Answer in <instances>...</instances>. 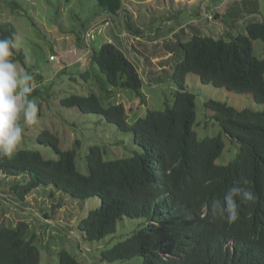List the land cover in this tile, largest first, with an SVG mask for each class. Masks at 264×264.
<instances>
[{
  "label": "trees",
  "instance_id": "16d2710c",
  "mask_svg": "<svg viewBox=\"0 0 264 264\" xmlns=\"http://www.w3.org/2000/svg\"><path fill=\"white\" fill-rule=\"evenodd\" d=\"M95 1L100 9L96 15L123 10V0ZM241 1L245 6L252 3L250 10L258 9L256 0ZM214 16L220 17L219 12ZM17 34L12 23H0V39L15 41ZM254 40L264 41V22H247L244 33L229 40L197 33L179 40L180 58L173 66L162 64L155 76L156 81L174 83L173 98L165 100L162 109H147L131 123L125 99L135 97L141 99L139 104L146 103L144 80L116 42L93 46L84 69L71 76L81 79L87 93H71L59 102L83 114L102 116L121 134L130 135L132 147L122 156H110L99 143L80 150V140L65 146L56 132L43 128L37 140L56 157L29 148L16 150L11 158L0 157L3 177H21L9 190L23 201L34 189L51 186L78 200L81 208L95 197L99 205L87 210L77 224L88 242L113 234L120 219H129L130 233L102 248V261L138 257L137 264H264V109L238 110L207 98L204 119L197 121L196 95L185 89L186 75L193 72L205 83L248 92L264 103V57L254 53ZM37 93L36 89L32 94ZM196 123L217 125L218 132L198 138ZM228 143L235 145V154L218 162ZM236 182L251 190L256 200L238 201L239 217L234 223H228L226 215L213 217L211 201L222 200ZM57 204L46 208L51 215L45 217H61L55 211ZM57 259V264H83L64 248ZM40 260L39 240L29 221L19 219L10 225L2 220L0 264H40Z\"/></svg>",
  "mask_w": 264,
  "mask_h": 264
},
{
  "label": "rangeland",
  "instance_id": "374dc122",
  "mask_svg": "<svg viewBox=\"0 0 264 264\" xmlns=\"http://www.w3.org/2000/svg\"><path fill=\"white\" fill-rule=\"evenodd\" d=\"M256 1L258 9L253 11L250 10L252 3L245 6L241 0H123L120 13L96 15L100 9L95 0H0V23L10 22L18 32L17 47L10 59L18 70L33 75L38 91L30 97L38 106L37 123L24 125L21 113L19 122L24 128L23 139L16 150L38 149L46 157H56L49 146L41 145L37 140L40 130L48 128L57 133L60 143L65 146L73 145L78 139L80 150L99 143L109 150L110 156L128 153V148L132 147L130 135L121 134L100 115L83 114L77 108L65 107L59 102L71 93H87L81 79L74 80L71 76L84 69L89 50L111 40L138 68L144 80L146 103L139 104L141 99L135 97L124 100L128 122L131 123L136 116H143L147 109H162L164 101L173 98L174 83L156 81L155 76L161 71L162 64L173 66L180 58L179 40L185 41L194 33L229 40L244 33L247 22H264V0ZM235 2L238 6H234ZM14 3L15 9L12 8ZM216 9L220 17L214 16ZM210 12L213 17L209 20ZM84 23L87 26L82 36ZM87 32L93 37H87ZM80 33L81 39L77 36ZM253 51L264 57V41L254 40ZM185 89L196 95L197 121L204 119L203 101L207 98L227 102L238 110L264 109V103L254 100L252 94L205 83L193 72L186 75ZM194 129L198 138L214 136L218 132V126L213 124L196 123ZM120 139L124 141L119 142ZM234 146L228 143L218 162L228 161L235 154ZM20 179L19 176L5 178L0 172V222L6 220L13 225L19 219L29 221L39 240L40 264H57L58 251L62 248L83 264L139 263L138 257L118 261L99 258L102 248H110L130 233L129 219H120L113 234L98 241H85L77 224L87 210L99 205L95 197L88 199L81 208L78 200L64 192L51 186H40L20 201L9 190V185ZM57 203L60 206L55 211L61 217L54 220L45 217V214L51 215L46 208Z\"/></svg>",
  "mask_w": 264,
  "mask_h": 264
},
{
  "label": "clouds",
  "instance_id": "9594fccd",
  "mask_svg": "<svg viewBox=\"0 0 264 264\" xmlns=\"http://www.w3.org/2000/svg\"><path fill=\"white\" fill-rule=\"evenodd\" d=\"M17 47L13 38L0 39V157L11 158L17 146L22 142L24 128L20 124L21 113L26 126L37 123L38 106L30 99L36 90L34 77L25 70H18L10 59ZM246 183V182H245ZM256 200L255 194L234 183L223 196L213 199L210 211L213 217L225 216L228 223H234L239 217V202Z\"/></svg>",
  "mask_w": 264,
  "mask_h": 264
},
{
  "label": "built area",
  "instance_id": "2783aa9c",
  "mask_svg": "<svg viewBox=\"0 0 264 264\" xmlns=\"http://www.w3.org/2000/svg\"><path fill=\"white\" fill-rule=\"evenodd\" d=\"M209 14H210V15H209V16L207 15V16H208V19L210 20V19H212L213 14H212L211 12H210ZM86 36H87V37H90V36H91L90 32H87V33H86ZM92 37H93V35H92L90 38H92Z\"/></svg>",
  "mask_w": 264,
  "mask_h": 264
},
{
  "label": "crops",
  "instance_id": "0c3cea01",
  "mask_svg": "<svg viewBox=\"0 0 264 264\" xmlns=\"http://www.w3.org/2000/svg\"><path fill=\"white\" fill-rule=\"evenodd\" d=\"M235 5H236V4H235ZM227 8H228V5H227V7H226V9H225V12L227 11ZM215 11H217V9H216Z\"/></svg>",
  "mask_w": 264,
  "mask_h": 264
}]
</instances>
